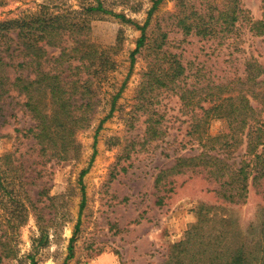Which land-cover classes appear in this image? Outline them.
<instances>
[{"label":"rangeland","instance_id":"1","mask_svg":"<svg viewBox=\"0 0 264 264\" xmlns=\"http://www.w3.org/2000/svg\"><path fill=\"white\" fill-rule=\"evenodd\" d=\"M82 1L93 0H0V19L16 17L45 2L77 9ZM102 1L105 7L125 14L139 25L146 20L153 3ZM207 1L204 0L205 4ZM176 2L162 0L157 4L149 17L146 34L150 39L160 30L166 32L165 48L185 66L187 84L204 86L211 81L241 78L249 56L264 63V35H252L244 24L237 23L225 39L183 35L169 17ZM239 2L250 17H261L260 0ZM139 35L134 23L123 22L111 14L91 19L87 38L100 49L108 50L113 66L103 70L102 78L96 80L98 105L89 127L75 135V156L65 160L42 156L33 140L24 135L32 121L22 105V96L12 92L4 98L0 154L15 153L13 159L21 166L24 187L29 188L32 203L21 224L10 228L3 223L10 231L15 255L5 256L4 247L0 246V264H59L68 254L72 235L73 255L67 264H163L170 246L182 238L187 225L194 220V206L219 203L209 190L216 183L204 178L202 172L173 175L155 186L160 169L170 167L177 155L197 153L198 146L187 134L190 118L183 113L176 94L166 88L155 89L147 106L142 103L140 82L149 59L148 49L135 54L130 68V52ZM47 51L50 55L59 53L53 47ZM123 82L114 110L97 129ZM252 104L257 106L258 102L252 100ZM146 108L161 116L165 129L161 139L144 142ZM261 117L264 119V112ZM223 126L222 119L211 118L208 122L212 134L220 132ZM241 153L243 146L234 152V159L238 160ZM86 167L80 183V171ZM81 185L85 198L79 213ZM16 192L22 199V191ZM226 206L241 228L258 223L264 214V178L256 185L248 184L243 203ZM34 212L41 215L48 233L44 245L36 240L39 231Z\"/></svg>","mask_w":264,"mask_h":264},{"label":"trees","instance_id":"2","mask_svg":"<svg viewBox=\"0 0 264 264\" xmlns=\"http://www.w3.org/2000/svg\"><path fill=\"white\" fill-rule=\"evenodd\" d=\"M161 1L153 0L142 25L105 7L102 0L79 2L77 9H63L59 4L45 2L16 17L0 19V117L4 98L16 92L22 96V105L32 121L24 135L33 140L41 155L56 160L77 155L75 135L89 127L98 105L96 80L102 78L103 70L113 66L108 50L100 49L87 38L91 19L111 14L123 22L134 23L140 35L130 52V68L137 52L143 48L149 51L140 82L142 103L146 102L147 106L155 89L166 88L176 94L183 113L190 118L187 134L198 146L197 153L177 155L170 167L160 169L155 186L173 175L202 172L204 178L216 183L209 190L219 201L216 205L194 206V220L187 225L182 238L170 246L163 264H264V214L258 223L243 229L226 209V204L243 203L248 184L256 185L264 178V119L261 117L264 63L249 56L241 78L211 81L204 86L187 84L185 66L165 48L166 32L160 30L150 39L146 34L149 17ZM260 2L262 15L256 19L248 15L239 0H208L206 4L204 0H177L169 17L183 35L225 39L240 23L252 35L261 36L264 35V0ZM48 47L59 49V53L50 55ZM124 84L113 95L109 111L97 129L114 110ZM252 100L258 105H253ZM211 118L222 119L224 123L216 134L208 130ZM143 121L144 142L165 135L161 116L154 109H147ZM242 146L243 153L235 160L233 154ZM14 154H0V246L4 247L7 257L15 254L10 231L3 223L10 228L21 224L32 203ZM86 171L87 167L80 171V183ZM80 189L79 213L85 198L82 185ZM17 190L22 191V199ZM34 214L39 231L36 240L44 245L48 233L41 223V215ZM78 224L79 219L75 229ZM73 240L74 235L69 239L67 256L59 264H67L73 255Z\"/></svg>","mask_w":264,"mask_h":264}]
</instances>
